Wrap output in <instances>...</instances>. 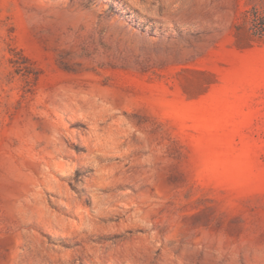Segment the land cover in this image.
I'll return each mask as SVG.
<instances>
[{
  "label": "rangeland",
  "instance_id": "obj_1",
  "mask_svg": "<svg viewBox=\"0 0 264 264\" xmlns=\"http://www.w3.org/2000/svg\"><path fill=\"white\" fill-rule=\"evenodd\" d=\"M264 0H0V264H264Z\"/></svg>",
  "mask_w": 264,
  "mask_h": 264
},
{
  "label": "trees",
  "instance_id": "obj_2",
  "mask_svg": "<svg viewBox=\"0 0 264 264\" xmlns=\"http://www.w3.org/2000/svg\"><path fill=\"white\" fill-rule=\"evenodd\" d=\"M245 19L253 37H264V10L254 7L246 11Z\"/></svg>",
  "mask_w": 264,
  "mask_h": 264
}]
</instances>
